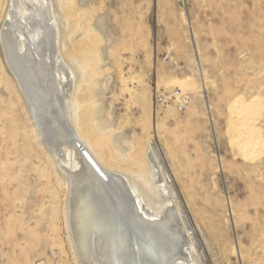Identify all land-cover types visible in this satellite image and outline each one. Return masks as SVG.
I'll use <instances>...</instances> for the list:
<instances>
[{
	"label": "rangeland",
	"instance_id": "obj_1",
	"mask_svg": "<svg viewBox=\"0 0 264 264\" xmlns=\"http://www.w3.org/2000/svg\"><path fill=\"white\" fill-rule=\"evenodd\" d=\"M10 3L0 0V35ZM54 5L81 87L76 125L101 163L154 208L172 199L192 219L199 264H264V0ZM178 91L191 97L183 112L161 101ZM235 103L252 106L249 122ZM27 110L0 41V264H82L71 179ZM150 143L169 153L172 196L151 183Z\"/></svg>",
	"mask_w": 264,
	"mask_h": 264
},
{
	"label": "bare ground",
	"instance_id": "obj_2",
	"mask_svg": "<svg viewBox=\"0 0 264 264\" xmlns=\"http://www.w3.org/2000/svg\"><path fill=\"white\" fill-rule=\"evenodd\" d=\"M61 40L54 0H11L0 35L5 64L39 140L71 179L72 236L82 264H199L202 247L192 219L172 199L154 208L127 177L101 163L78 130L81 87ZM233 108L246 121L254 112L239 103ZM252 135L244 145L250 152L259 145ZM147 154L151 183L172 196L169 153L150 143Z\"/></svg>",
	"mask_w": 264,
	"mask_h": 264
},
{
	"label": "built area",
	"instance_id": "obj_3",
	"mask_svg": "<svg viewBox=\"0 0 264 264\" xmlns=\"http://www.w3.org/2000/svg\"><path fill=\"white\" fill-rule=\"evenodd\" d=\"M161 100V99H160ZM163 104L173 105L178 111L183 112L191 103V97L188 94H183L181 91L171 93L162 97Z\"/></svg>",
	"mask_w": 264,
	"mask_h": 264
},
{
	"label": "water",
	"instance_id": "obj_4",
	"mask_svg": "<svg viewBox=\"0 0 264 264\" xmlns=\"http://www.w3.org/2000/svg\"><path fill=\"white\" fill-rule=\"evenodd\" d=\"M119 255H121V252H120V250H119ZM119 259L121 260V257H119Z\"/></svg>",
	"mask_w": 264,
	"mask_h": 264
}]
</instances>
